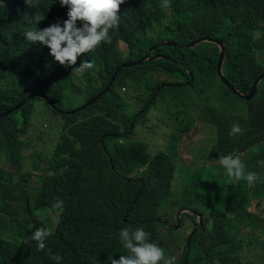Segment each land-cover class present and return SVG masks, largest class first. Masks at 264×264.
<instances>
[{
	"label": "clouds",
	"instance_id": "clouds-1",
	"mask_svg": "<svg viewBox=\"0 0 264 264\" xmlns=\"http://www.w3.org/2000/svg\"><path fill=\"white\" fill-rule=\"evenodd\" d=\"M261 5L247 71L229 64L204 20L172 12L170 0H0V52L12 51L0 59L9 67L26 54L22 66L41 72L31 55L46 54L67 79H55L56 102L38 90V74L20 78L16 105L0 101V140L8 116L22 130L23 149L10 157L41 166L33 178L16 177L5 199L0 264H264ZM177 49L215 53L201 90L188 88L194 77L185 68L184 80ZM206 117L212 122L199 123ZM0 168L14 174L5 158ZM83 172L78 194L118 219L120 241L102 238L100 214L40 193L45 177L67 189Z\"/></svg>",
	"mask_w": 264,
	"mask_h": 264
},
{
	"label": "trees",
	"instance_id": "trees-1",
	"mask_svg": "<svg viewBox=\"0 0 264 264\" xmlns=\"http://www.w3.org/2000/svg\"><path fill=\"white\" fill-rule=\"evenodd\" d=\"M262 0H170L171 11L186 15L195 16L199 20L206 22L207 28L205 31L211 38H217L225 42V48L227 51L228 62L235 69L239 67L245 68L247 71L251 69V50L257 46L256 40L253 38V30L257 20L262 16L263 10H261ZM142 14V13H140ZM144 14V13H143ZM192 30L188 28L186 32L181 34V39H186ZM197 33L196 31H193ZM115 30L110 34L114 35ZM108 43H103L99 46L98 50H102ZM181 53L177 55V58L181 57L179 65L181 73L184 76V80H189L186 76L184 69L187 68L193 74L194 80L188 87L191 90H201L203 82L209 76L213 62L215 61V53L206 56H200L194 52L185 51L183 49H177ZM12 51L9 45L5 44L0 52V56L7 57ZM31 59L37 60L34 65L40 67L41 72H29L27 66H22L25 63H29V57L26 54L13 55L9 59V67L6 66L5 61L0 59V76L3 77V83L0 84V101L5 99L11 103V106L16 105L21 100V95L17 91L20 78L26 77L29 74L40 75L39 91L48 95V97L56 102L61 96V88L58 83L55 82L56 78H60L67 84V79L61 77V73L57 66L53 65L46 54L41 58L38 54H32ZM87 60H90L87 59ZM125 74H134L133 72L126 71ZM43 78L53 84L54 86L46 85L43 82ZM1 90H5L2 92ZM22 116L25 123H27L29 108L22 107ZM11 120L9 127L3 132L0 140V159L4 158L12 165L13 173L5 169L0 168V214L3 212L5 206V199L7 196L15 190H11V186L17 183L16 177L19 179L33 178L31 175L36 170L41 169L35 162H31L26 168L23 163L13 158L16 154H19L23 149V142L19 139V133L22 132L21 128L17 127L16 122L12 116H8ZM207 122H212V119L206 117L199 123L206 125ZM72 145L69 140H65L61 148V153L66 155L71 151ZM69 154V158L65 159L67 165L72 163ZM13 156V157H10ZM50 171L59 172V169L53 167ZM87 178L85 173H82V178L72 183L67 188H61L55 184L56 179H52L50 176L43 178V186L40 193L48 188L47 193L51 196H55L61 201L60 193H63L65 197H69V202L82 209L87 214L98 215L100 214V231L103 233V239L119 240L120 230H116L119 225V221L116 217H109L101 212L100 205L80 196L77 190L80 188L83 181ZM16 199L23 201L25 197H19L15 195ZM103 211H108L106 208ZM4 217V214H2ZM21 227V226H19ZM19 234L25 236L23 228H20ZM92 246H95L97 250H101V247L97 242H93ZM14 250V249H13ZM13 250H10L12 252ZM107 255L111 256L113 253L102 252L101 257L104 260ZM113 257V256H112ZM58 264H84L73 260H63Z\"/></svg>",
	"mask_w": 264,
	"mask_h": 264
},
{
	"label": "rangeland",
	"instance_id": "rangeland-1",
	"mask_svg": "<svg viewBox=\"0 0 264 264\" xmlns=\"http://www.w3.org/2000/svg\"><path fill=\"white\" fill-rule=\"evenodd\" d=\"M36 116H37V115H36ZM171 129H173V128H171ZM191 137H192V136L189 135V136L186 137V139H190ZM141 140L145 141L146 139L141 138ZM189 149H190V146H188V150H189ZM175 181H176V179H175Z\"/></svg>",
	"mask_w": 264,
	"mask_h": 264
}]
</instances>
